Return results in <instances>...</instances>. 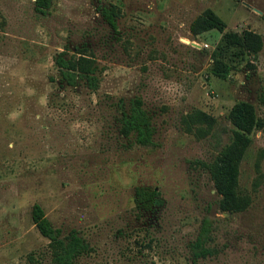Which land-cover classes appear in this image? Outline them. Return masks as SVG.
<instances>
[{"label":"rangeland","instance_id":"374dc122","mask_svg":"<svg viewBox=\"0 0 264 264\" xmlns=\"http://www.w3.org/2000/svg\"><path fill=\"white\" fill-rule=\"evenodd\" d=\"M36 1L0 0V264H53L35 204L84 240L74 264H264V0H50L44 12ZM111 6L116 31L101 16ZM208 8L224 33L262 37L256 58L218 30L191 32ZM83 52L96 89L56 65ZM136 100L152 118L149 146L122 133ZM241 103L255 126L229 211L203 164L229 144ZM197 111L215 120L191 125ZM140 187L162 205L139 208ZM205 219L214 254L197 258Z\"/></svg>","mask_w":264,"mask_h":264},{"label":"trees","instance_id":"16d2710c","mask_svg":"<svg viewBox=\"0 0 264 264\" xmlns=\"http://www.w3.org/2000/svg\"><path fill=\"white\" fill-rule=\"evenodd\" d=\"M36 5L38 10L44 12L50 6V0H37ZM119 15L120 10L116 6L101 11V16L115 31ZM214 29L224 33L226 23L210 8L198 16L191 26V32L195 35ZM223 40L231 46L245 50L254 58L261 51L263 44L262 37L249 30L242 33H224ZM65 54L61 53L56 59V65L62 71L63 79L73 85L77 78L82 77L92 89H96L98 79L95 76V59L85 52L71 55L67 59L64 58ZM215 61L219 63L217 59ZM134 103L129 115L125 116L122 133L124 136L134 135L138 145H152L154 134L152 118L143 109L140 100ZM214 120L208 114L197 111L188 121L195 125H210ZM229 120L234 127L229 144L222 149L213 164H203V166L210 173L218 192L224 197L225 208L233 211L241 204V199L237 195L239 166L249 147V135L255 126L253 107L246 103L235 105L229 114ZM135 200L139 208L144 211H152L163 203L160 191L147 187L136 189ZM31 218L39 233L50 241L53 264H74L87 252L84 240L76 232L63 237L62 232L52 226L41 205H33ZM211 229L212 221L205 219L193 245V249L198 251L197 258H206L214 254V249L207 247Z\"/></svg>","mask_w":264,"mask_h":264},{"label":"bare ground","instance_id":"6f19581e","mask_svg":"<svg viewBox=\"0 0 264 264\" xmlns=\"http://www.w3.org/2000/svg\"><path fill=\"white\" fill-rule=\"evenodd\" d=\"M184 42H187V41L184 40Z\"/></svg>","mask_w":264,"mask_h":264}]
</instances>
